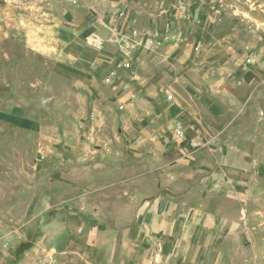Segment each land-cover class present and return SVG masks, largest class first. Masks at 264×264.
Instances as JSON below:
<instances>
[{"label":"rangeland","instance_id":"374dc122","mask_svg":"<svg viewBox=\"0 0 264 264\" xmlns=\"http://www.w3.org/2000/svg\"><path fill=\"white\" fill-rule=\"evenodd\" d=\"M184 1L87 89L0 0V264H264V0Z\"/></svg>","mask_w":264,"mask_h":264},{"label":"crops","instance_id":"0c3cea01","mask_svg":"<svg viewBox=\"0 0 264 264\" xmlns=\"http://www.w3.org/2000/svg\"><path fill=\"white\" fill-rule=\"evenodd\" d=\"M179 1L148 0L145 6L142 0H41L35 8L48 20L44 34L31 32L27 43L56 60L57 75L94 89L129 72L140 60V44L163 49L178 38L170 16H184Z\"/></svg>","mask_w":264,"mask_h":264},{"label":"built area","instance_id":"2783aa9c","mask_svg":"<svg viewBox=\"0 0 264 264\" xmlns=\"http://www.w3.org/2000/svg\"><path fill=\"white\" fill-rule=\"evenodd\" d=\"M184 0H181V6H183L184 5ZM156 39H158V40H156V43L158 44V45H160V41H159V35H158V33H156ZM176 133H177V135L179 136V137H182V135H183V131L181 130V128L180 127H177L176 128Z\"/></svg>","mask_w":264,"mask_h":264}]
</instances>
